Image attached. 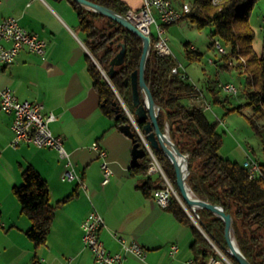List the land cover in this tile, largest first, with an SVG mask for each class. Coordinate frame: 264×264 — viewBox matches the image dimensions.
I'll use <instances>...</instances> for the list:
<instances>
[{
  "label": "crops",
  "instance_id": "crops-1",
  "mask_svg": "<svg viewBox=\"0 0 264 264\" xmlns=\"http://www.w3.org/2000/svg\"><path fill=\"white\" fill-rule=\"evenodd\" d=\"M121 1L134 10L142 4V0ZM170 1L176 7L190 3ZM7 16L15 17L22 27L44 39L46 49L44 59L21 49L11 64H0V87H10L18 100L42 103L44 113L55 114L49 127L54 135L62 136L74 171L85 186L76 178L62 179L64 162L56 149L26 142L12 147V116L0 109V264H64L67 260L72 264H97L81 242L80 222L92 208L102 216L99 237L109 251L120 250L114 234L127 242L135 240L144 248L143 260L128 254L123 264H188L193 258L191 230L145 190L148 177L151 187L157 184V177L130 166L132 142L114 118L101 110L99 94L87 71L88 59L96 62L70 2L0 0V20ZM93 141L106 150L112 169L105 184L101 183L100 159L89 148ZM26 167L45 180L49 204L55 205L49 232L38 245L25 234L31 220L13 193ZM173 243L178 249L172 256L169 250Z\"/></svg>",
  "mask_w": 264,
  "mask_h": 264
},
{
  "label": "trees",
  "instance_id": "trees-1",
  "mask_svg": "<svg viewBox=\"0 0 264 264\" xmlns=\"http://www.w3.org/2000/svg\"><path fill=\"white\" fill-rule=\"evenodd\" d=\"M76 12L81 30L85 34V44L92 60L88 59V70L93 87L98 92L105 114L114 118L113 101L119 103L121 97L127 109L133 113L130 75L138 68L141 54V39L121 25L93 11L68 0ZM98 4L113 8L124 14L127 7L121 0H92ZM256 0H221L213 4L211 0H192L189 11L181 19H187L197 27L212 26V37L217 36L221 43L229 45L230 51L222 55L225 61L220 64L226 68H236L246 73L245 104L236 107L242 111L250 109L247 117L252 128L260 135L264 134V51L257 53L253 48L254 31L249 24L250 8ZM96 17V20H95ZM180 19V20H181ZM213 41L210 46H213ZM125 45L123 62L111 69V59ZM223 45V44H222ZM188 58H198L199 53L185 46ZM242 57L244 62L238 60ZM233 64L228 65L227 60ZM177 63L171 55L159 56L152 49L145 67V81L154 101L161 107L158 123L161 129L168 124L169 135L179 150L187 154L189 174L187 182L193 193L211 203L221 205L225 212L233 217V233L239 250L252 264H264V180L249 179L242 162L232 161L218 154L222 135L217 131V121H211L205 111L187 104V100L202 92L189 78L181 79L171 68ZM106 74L107 77L104 76ZM211 90L213 102L223 104L214 88ZM203 93V92H202ZM205 95V94H204ZM122 119L114 123H129L123 109ZM133 129V128H132ZM135 136L138 138L137 134ZM139 140V139H138ZM168 178L180 196L171 163L161 151H154ZM264 153V150H262ZM264 158V157H262ZM147 156L135 167L145 173ZM264 169V159L259 160ZM22 181L13 187L22 212L31 220L26 236L35 244H42L49 232L55 205L49 204V190L44 179L31 167L22 171ZM157 183V182H156ZM151 180L144 184L147 193H151ZM69 197L63 198L60 202ZM167 207L181 223L191 230L190 248L196 264H205L208 256L216 253L203 234L192 224L176 200L171 199ZM201 225L207 235L218 245L225 246L223 221L207 209H198ZM223 249V247H222ZM225 253L224 249L222 250ZM231 264H238L227 253Z\"/></svg>",
  "mask_w": 264,
  "mask_h": 264
},
{
  "label": "built area",
  "instance_id": "built-area-1",
  "mask_svg": "<svg viewBox=\"0 0 264 264\" xmlns=\"http://www.w3.org/2000/svg\"><path fill=\"white\" fill-rule=\"evenodd\" d=\"M213 4H218L219 0H211ZM189 11V5L182 4L176 7L170 0H142V4L138 9L127 8L124 12L126 18L145 35L150 37L151 49L159 56H169L171 54L166 36V27L170 24L177 23L185 12ZM15 17L7 16L0 20V64L8 65L15 61L18 52L21 49H27L30 52L36 53L44 59L46 41L40 38L37 34L22 27ZM264 24V17H262ZM151 26L154 27L152 31ZM8 43L5 46L2 42ZM213 47L221 55H227L225 47L219 40L213 41ZM191 49H195L190 44ZM239 61L244 62L242 57H238ZM213 62L212 60H209ZM228 64H233L232 59L227 60ZM171 72L176 73L181 79L189 78V75L183 65L177 63L171 68ZM216 87L227 94L235 95L238 91L237 85L230 81H217ZM119 102L122 105L127 117L133 122L132 113L127 109L123 100L119 97ZM187 104L195 106L202 111H211V103L207 101L205 95L200 92L198 95L187 100ZM0 109L12 116L11 131L12 137L10 145L18 146L20 143H31L35 146H44L54 148L58 151L60 158L64 162V170L62 179L73 180L84 187L80 177L75 173L68 150L64 146L62 136L54 135L49 127V124L56 119L53 112H43V105L39 102L30 101L28 99L18 100L15 92L7 86L0 87ZM216 121L221 119L215 116ZM135 125V124H134ZM143 139V138H142ZM89 148L97 153L100 159V168L102 172L101 183L105 184L109 181L112 175V169L107 163V152L98 143L93 141ZM147 162L145 174L147 176H156L157 184L151 190V197L162 208H167L172 201L177 198L178 193L172 182L167 176L162 164L154 151L146 145ZM253 148L249 146L244 150V158L242 166L246 169L249 179L264 180V169H262L259 159L252 153ZM103 225L101 214L92 208L81 220V242L82 245L89 249L91 256L97 264H123V261L128 254H132L143 260L145 257L144 248L135 240L125 241L124 238L114 234V237L120 243V250L117 252L109 251L104 242L99 237V231ZM178 246L173 243L170 245L169 254L174 255L177 252ZM227 261V259H226ZM230 261V260H229ZM188 264H196L191 258L187 261ZM64 264H72L70 261H65ZM205 264H224L222 258L210 255L207 257Z\"/></svg>",
  "mask_w": 264,
  "mask_h": 264
},
{
  "label": "rangeland",
  "instance_id": "rangeland-1",
  "mask_svg": "<svg viewBox=\"0 0 264 264\" xmlns=\"http://www.w3.org/2000/svg\"><path fill=\"white\" fill-rule=\"evenodd\" d=\"M185 1L192 2V0ZM190 3L188 5H190ZM262 13H264V0H256L250 8L248 20L254 31L252 45L257 53H261L262 48H264V28H262L261 24ZM167 28L169 29L166 30L165 34L168 38V45L171 49V56L183 64V67H185L188 72L191 82L197 88H200L205 92L207 101L211 103V111H205V115L211 121L216 120L215 116L221 119V122L218 121L216 124L217 131H220L222 135V143L218 149V154L229 158L232 161L242 162L244 158V150L246 147L248 148L251 146L253 148L252 153L259 160L264 159L262 158L264 157V153H262V150H264V134L260 136L252 128L247 117H245L250 113L248 107H245L241 112L236 109L238 105L245 104L246 101L245 90L248 89L245 80L246 73L236 68L220 66L225 59L213 46H210L212 40H218L217 36L212 37L210 33L212 26L204 25L202 27H197L196 24L191 23L187 19H181L177 23L170 24ZM151 29L154 31L153 26H151ZM186 44H192L194 46L196 52L199 53L198 58L192 59L186 56ZM221 44H223L229 54V45L224 43ZM209 60H212L213 62H210ZM104 76L107 77L106 74H104ZM230 80L237 85L238 91L235 95L227 94L215 85L217 81ZM208 86L214 88L213 92H216L218 97L224 101L223 104L213 102L211 98L212 92L209 90ZM119 97L120 96L117 95L118 101ZM174 200H176L182 207L179 199L174 198ZM182 210L185 211L192 224L195 225V227L206 238L208 243L214 249L213 251L216 253V256L222 258L224 264H228V261H226L225 258L226 255L222 251V247L205 233L202 225L195 218L194 214L191 213L190 209L186 210L182 207Z\"/></svg>",
  "mask_w": 264,
  "mask_h": 264
},
{
  "label": "water",
  "instance_id": "water-1",
  "mask_svg": "<svg viewBox=\"0 0 264 264\" xmlns=\"http://www.w3.org/2000/svg\"><path fill=\"white\" fill-rule=\"evenodd\" d=\"M74 1L89 11H93L107 18L109 17V19L116 22L118 25H121L141 39L142 47L138 68L132 71L129 80L132 107L134 108L132 113L134 120L132 122L127 117L129 119V123H121L118 125L119 130L127 135L132 142L130 150L131 160L129 161L130 166L136 167L142 163V159L147 156L146 145H148V147L153 151H161L167 160L170 161L173 168L176 187L180 194V196L178 195V199L181 202L182 207L186 210L190 209L191 213L194 214L200 224L202 221L198 212H196L198 209H207L217 217L221 218L224 224L223 237L226 245L222 247L225 253H227L238 264H252L243 252L239 250L240 248L233 233L232 215L225 212L221 205L211 203L193 193L187 182L189 174L187 154L181 152L175 142L171 139L168 134V124L165 123L163 129L159 126L157 120L161 107L154 101L152 93L145 81L146 62L151 52L150 37L137 29V27L134 26L124 14L113 8L98 4L92 0ZM124 54L125 45L124 43H121L120 49L111 59V69L114 65H119L123 62ZM112 105L115 112L114 119H122L124 114L121 112V109H123L121 103L113 101ZM135 133L138 138L135 136ZM225 258L227 259L228 264H231V261H229L227 257Z\"/></svg>",
  "mask_w": 264,
  "mask_h": 264
},
{
  "label": "bare ground",
  "instance_id": "bare-ground-1",
  "mask_svg": "<svg viewBox=\"0 0 264 264\" xmlns=\"http://www.w3.org/2000/svg\"><path fill=\"white\" fill-rule=\"evenodd\" d=\"M224 256V255H223Z\"/></svg>",
  "mask_w": 264,
  "mask_h": 264
}]
</instances>
